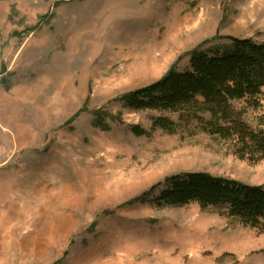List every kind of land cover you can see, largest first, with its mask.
<instances>
[{
  "label": "rangeland",
  "instance_id": "rangeland-1",
  "mask_svg": "<svg viewBox=\"0 0 264 264\" xmlns=\"http://www.w3.org/2000/svg\"><path fill=\"white\" fill-rule=\"evenodd\" d=\"M228 36L264 42V0H0V264H264V235L219 211L128 205L179 173L264 184V159L118 100ZM260 101L235 105L252 128Z\"/></svg>",
  "mask_w": 264,
  "mask_h": 264
},
{
  "label": "trees",
  "instance_id": "trees-1",
  "mask_svg": "<svg viewBox=\"0 0 264 264\" xmlns=\"http://www.w3.org/2000/svg\"><path fill=\"white\" fill-rule=\"evenodd\" d=\"M224 43L208 42L189 53L187 67L173 66L159 80L119 98L123 106L134 111L158 113L150 132L167 134L201 130L209 136L231 144L241 160L264 159V115L256 128L243 119V103L261 109L264 90V42L236 37ZM208 44L207 46H204ZM101 127L102 112H93ZM136 136L150 132L132 126ZM152 200L158 207H179L197 203L202 210L213 209L264 235V184L252 186L203 172L179 173L152 185L128 205Z\"/></svg>",
  "mask_w": 264,
  "mask_h": 264
},
{
  "label": "bare ground",
  "instance_id": "bare-ground-1",
  "mask_svg": "<svg viewBox=\"0 0 264 264\" xmlns=\"http://www.w3.org/2000/svg\"><path fill=\"white\" fill-rule=\"evenodd\" d=\"M11 222H12V220L8 218L7 220H5V221L3 222L2 226H1V224H0V227H2L3 231H4V230H7L8 227H9V224H10Z\"/></svg>",
  "mask_w": 264,
  "mask_h": 264
}]
</instances>
